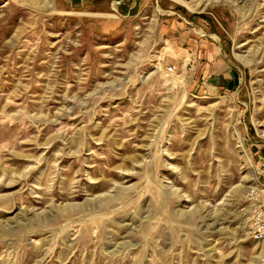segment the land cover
Instances as JSON below:
<instances>
[{"label": "rangeland", "instance_id": "rangeland-1", "mask_svg": "<svg viewBox=\"0 0 264 264\" xmlns=\"http://www.w3.org/2000/svg\"><path fill=\"white\" fill-rule=\"evenodd\" d=\"M172 1L234 88L154 0H0V264H264V0Z\"/></svg>", "mask_w": 264, "mask_h": 264}, {"label": "crops", "instance_id": "crops-1", "mask_svg": "<svg viewBox=\"0 0 264 264\" xmlns=\"http://www.w3.org/2000/svg\"><path fill=\"white\" fill-rule=\"evenodd\" d=\"M123 1L126 2V0H71V4L76 7L78 14L82 13L84 17L91 19L94 16H104L107 12L119 8V6L123 4ZM127 1H131V5H123L126 6V15H130L136 2L135 0ZM170 1L172 0H154L153 4H156L157 8H160L164 15H166L168 22H170L167 30L173 34L172 38L175 43L185 45L187 52L189 53L190 51V55L195 56L196 59H193L191 62H194L195 65H197L196 83L201 80L205 81V85H207L206 82L209 83V87L206 86V88L212 92H218L220 90L228 91L234 88V71L225 64L220 48L212 42L206 43L202 40H196L193 38L194 36H191V33L192 31L193 33H196L195 29H191V27H188L189 25H185L187 21L185 23V20L183 22H175V17L177 19L181 17ZM178 2H183V0H177L176 3ZM191 26L193 27L194 25ZM175 31L179 32L178 36L174 34ZM186 40H188L187 43Z\"/></svg>", "mask_w": 264, "mask_h": 264}, {"label": "built area", "instance_id": "built-area-1", "mask_svg": "<svg viewBox=\"0 0 264 264\" xmlns=\"http://www.w3.org/2000/svg\"><path fill=\"white\" fill-rule=\"evenodd\" d=\"M167 71L168 73H172L173 68L169 67ZM252 191V194H254L255 190ZM253 200L254 198L252 195L249 201ZM249 238L256 244L261 246L264 256V200L260 205L254 207L252 210L250 217Z\"/></svg>", "mask_w": 264, "mask_h": 264}, {"label": "bare ground", "instance_id": "bare-ground-1", "mask_svg": "<svg viewBox=\"0 0 264 264\" xmlns=\"http://www.w3.org/2000/svg\"><path fill=\"white\" fill-rule=\"evenodd\" d=\"M233 1H234V0H233ZM233 1H232V2H233ZM235 1L237 2V1H239V0H235ZM197 6H198L197 4L194 5V7H197ZM238 59H239V58H238ZM239 60H240V59H239ZM233 130H234V135H235V136L237 137V139L239 140L238 132H236V130H235L234 128H233Z\"/></svg>", "mask_w": 264, "mask_h": 264}]
</instances>
